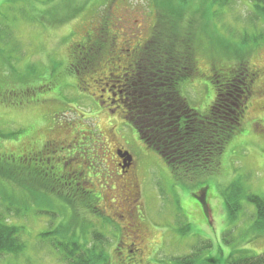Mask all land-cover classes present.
<instances>
[{"label": "rangeland", "instance_id": "obj_1", "mask_svg": "<svg viewBox=\"0 0 264 264\" xmlns=\"http://www.w3.org/2000/svg\"><path fill=\"white\" fill-rule=\"evenodd\" d=\"M187 1L182 8L181 0H0L2 20L14 24L12 49L0 43V133L10 135H0V166L17 169L19 185L1 176L0 184L22 198L15 221L26 243L17 256H1L0 264H65L53 242L84 243L96 228L108 237L107 264H130L131 258L132 264H176L207 243L212 247L200 259L211 257L212 264H226L232 252H264V234L253 230L256 209L248 199L264 196V39L245 46L238 40L244 30L264 33V24L250 21L246 0L223 10L213 8L212 0ZM162 15L178 26L195 19L197 74L181 89L198 112L206 114L215 99L216 70L235 73L244 65L257 75L241 130L227 143L219 169L197 178H180L141 139L131 118L119 117L109 100L101 102V94L106 99L115 93L133 105L122 82H113L124 65L116 56L127 41L139 52ZM125 16L136 17L139 28L118 22ZM98 36L110 46L96 44L78 54ZM72 62L76 67H69ZM111 73L113 80H106ZM109 84L110 92H103ZM118 149L133 157L128 174L116 164ZM30 153L44 154L20 156ZM60 165L74 170L72 178L52 175ZM133 171L140 180L135 213L143 241L131 257L130 233L122 229L128 219L120 215ZM68 227L72 233L65 232Z\"/></svg>", "mask_w": 264, "mask_h": 264}, {"label": "trees", "instance_id": "obj_2", "mask_svg": "<svg viewBox=\"0 0 264 264\" xmlns=\"http://www.w3.org/2000/svg\"><path fill=\"white\" fill-rule=\"evenodd\" d=\"M34 1L45 5L51 0ZM181 1V7L184 8L188 1ZM235 1L212 0L211 4L213 8L223 10L232 8L231 4ZM246 1L251 15L250 21L264 24V0ZM11 11L16 9L11 8ZM1 16L0 9V43L11 50L12 45L8 40L14 36V24L12 25L11 21L5 22L7 17L4 16L2 20ZM118 22H120L119 19ZM194 24L195 19L190 18L185 21V24L178 26L162 15L154 27L150 40L139 49V52L138 49L134 51L137 63L133 90L137 92L136 99L142 103L137 108L134 107L137 114L132 122L141 139L155 149L167 161L172 171L182 179L183 177L197 178L219 169V158L227 143L241 130L257 76L244 65H241L235 73L216 70L211 76L216 95L209 106V111L205 114L194 109L188 99L183 96L181 89L184 81L192 79L197 74L196 46L194 45V36H197V32L194 31ZM201 28L197 25L198 30ZM222 28L225 30L224 26ZM238 36L240 45L244 46L254 42L258 44L264 39V33L259 35L254 32L250 35L245 30ZM101 38L103 36L85 43L84 49L78 50V54L85 55L84 51L88 50V47L93 49L96 44L102 49L110 46L105 39L101 40ZM123 53L125 52H118L117 59L123 58ZM69 67L76 66L72 62L69 63ZM76 72H78L77 69ZM120 86L118 84L119 94L123 91ZM123 87L127 90L124 84ZM128 92L130 91L127 90ZM0 135L2 138L10 136L3 132ZM17 175H19L17 169L0 166V176L9 178L14 184L19 185ZM26 179L29 180L30 177ZM37 183L39 186H44L42 178L37 179ZM48 191H51V187H48ZM82 194L80 192L79 196ZM248 199L256 209L253 230L264 234V196L248 194ZM21 203L22 198L14 189L9 191L7 186L0 184V257L5 254L17 256L26 246L21 236L23 226L15 221V216L22 215ZM227 206L231 208L232 204L228 202ZM75 211L74 214H77V210ZM69 228H65L68 234L72 233ZM90 234L91 239L84 243L76 240L70 242L55 240L53 246L59 250L60 259L65 264H107L105 247L108 244V237L102 231H97V228L92 229ZM211 247V243H207L206 246L199 247L197 252L177 258L175 263L212 264L214 260L211 257L200 259L201 252ZM226 264H264V252L257 255L240 254L238 256L232 252Z\"/></svg>", "mask_w": 264, "mask_h": 264}, {"label": "flooded vegetation", "instance_id": "obj_3", "mask_svg": "<svg viewBox=\"0 0 264 264\" xmlns=\"http://www.w3.org/2000/svg\"><path fill=\"white\" fill-rule=\"evenodd\" d=\"M120 21H124L125 23H128V25H131V27H137L138 26V19L136 17H123L119 19ZM126 47L124 48H119V52H125L123 53V58H118L122 61H124V66L121 69V74L118 76L117 78L118 80L116 81H121L122 84H124L127 87V90H129L130 92L127 93V95L129 96L131 102L133 105H128L126 104L124 101H121L119 99H117L115 97V93L114 98L113 97H107L106 99H104V94H101V98L103 103H106L107 100H109V102L107 104H116L118 109H120V112H118L119 117L121 118H131V120L133 121V119L136 118V111H134V107H138L139 104H141L142 102L138 101L136 99V90L134 89L135 86V72H136V63L137 61L135 60V55H134V48H130L131 47V43L129 41H127L125 43ZM111 72V70H110ZM120 72V71H119ZM106 80L112 81L113 80V74L111 73L109 75V77L105 78ZM113 81V82H116ZM107 84V83H106ZM111 85L109 84L107 86L106 89H102L103 92H110V88ZM122 104V105H121ZM106 106V104L104 105ZM124 108L121 111L122 107ZM116 108V107H115ZM114 108V109H115ZM140 112V111H139ZM47 149V148H46ZM45 150V149H44ZM46 151V150H45ZM44 151V153H45ZM43 151H41L42 153ZM41 153L38 154H28V155H20V156H37V155H43ZM116 157L118 162L116 164H118V167L120 169V171H122L123 173H129L131 171V169L133 168L134 165V160L133 157L128 158L127 157V153L126 150H121L118 149L117 151H115ZM121 155H125L124 157H122ZM55 167V166H54ZM55 168H58L57 170H51V173L53 176H57V177H61L64 178L65 176H69V178H72V174L75 173L74 170H72L71 172L68 171L66 169V167L64 166H57ZM75 188V187H74ZM124 188L126 190L125 194H122L124 197L122 199V203L124 204V206H122L123 208V212L121 213V218L122 221L123 219L125 220V218H127L128 220H126V225H122V229L124 230H128L130 235H128V238L130 240L129 245H132V249H129V252L131 253V257L135 256L139 250H140V244L143 241V229H142V225H140L141 223L138 221V217L137 214L135 213V210L138 208V203L141 199V190H140V180H139V176L137 173H135L133 171V173L130 174V178L127 179L126 184L124 185ZM78 190V188H77ZM124 241V240H123ZM125 243V242H124ZM129 245H127V243H125L126 247H129ZM134 253V255H133ZM133 259H130V264L133 263Z\"/></svg>", "mask_w": 264, "mask_h": 264}, {"label": "water", "instance_id": "obj_4", "mask_svg": "<svg viewBox=\"0 0 264 264\" xmlns=\"http://www.w3.org/2000/svg\"><path fill=\"white\" fill-rule=\"evenodd\" d=\"M122 157H124L125 155H121ZM128 158H131V156H128Z\"/></svg>", "mask_w": 264, "mask_h": 264}]
</instances>
